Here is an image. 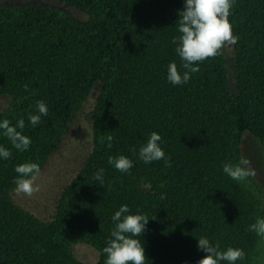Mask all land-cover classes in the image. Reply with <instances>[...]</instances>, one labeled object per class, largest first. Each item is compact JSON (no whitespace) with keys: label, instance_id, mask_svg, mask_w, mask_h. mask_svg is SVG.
Returning <instances> with one entry per match:
<instances>
[{"label":"trees","instance_id":"16d2710c","mask_svg":"<svg viewBox=\"0 0 264 264\" xmlns=\"http://www.w3.org/2000/svg\"><path fill=\"white\" fill-rule=\"evenodd\" d=\"M46 1L54 4L0 0V97L8 102L0 122L23 119L31 140L19 151L0 129V146L12 153L0 158V264H105L111 217L124 204L149 219L140 237L146 264H198L207 255L200 237L221 251L243 249L236 264H257L259 236L248 228L262 200L223 164L238 163L246 132L264 151V0H235L229 67L222 49L180 85L167 69L175 62L185 71L172 43L185 0ZM82 120L88 140L68 152ZM152 132L165 159L146 164L139 149ZM120 155L133 161L128 172L108 163ZM62 160L70 172L52 177ZM26 162L40 166L32 196L13 183ZM101 168L102 185L94 178Z\"/></svg>","mask_w":264,"mask_h":264},{"label":"clouds","instance_id":"9594fccd","mask_svg":"<svg viewBox=\"0 0 264 264\" xmlns=\"http://www.w3.org/2000/svg\"><path fill=\"white\" fill-rule=\"evenodd\" d=\"M234 3L235 0H185L184 9L179 12V19L176 21L180 35L172 39V43L177 45L174 51L182 61L181 67L185 71L181 75L177 64L170 63L167 69V79L171 84L187 83L191 78L190 74L199 71V68L194 65L221 55L226 45H234L238 42L239 37L234 34L229 20ZM27 89L28 86L24 85V90L27 91ZM36 107L41 115L48 114V108L43 101H38ZM41 115H29L31 125L39 124ZM24 127L23 119H20L16 126H11L7 119L0 122L3 135L19 151L28 150L31 144L30 138L22 134ZM17 128L21 131H17ZM104 139L102 137L100 142L103 143ZM106 139L107 146L111 148L113 137L108 135ZM161 139L158 133L152 132L146 144L139 149V159L146 164L164 160L165 153L158 143ZM133 154H136L135 150ZM11 155L10 150L0 146V158L7 160ZM108 163L120 172H128L133 167V161L123 155L115 158L109 156ZM165 164L167 167L171 166L167 160ZM15 172L18 175L13 183L16 185L17 194L32 196L40 191V186L36 184L40 175L39 164L22 163L15 167ZM103 172V168L99 169L94 177L101 185L104 179ZM223 172L238 182H243L256 175L251 167V161L245 157H241L236 164L224 163ZM129 213L128 205L124 204L111 217L114 227L110 233L112 238L103 248V253L106 254L105 264H146L147 257L140 237L149 219L144 214ZM248 231L255 232L261 238V244L264 245V218L258 217L255 223L249 226ZM197 246L207 253L198 261V264H221V261L236 264L237 261L245 258L243 249L228 247L226 251H221L219 243L213 245L205 237L198 239Z\"/></svg>","mask_w":264,"mask_h":264},{"label":"rangeland","instance_id":"374dc122","mask_svg":"<svg viewBox=\"0 0 264 264\" xmlns=\"http://www.w3.org/2000/svg\"><path fill=\"white\" fill-rule=\"evenodd\" d=\"M26 3L28 0H24ZM45 3H53L52 1L43 0ZM49 4V5H50ZM61 6V5H58ZM226 54V61L229 67L231 62V50L232 45H226L223 48ZM7 100L5 97H0V111L4 110L7 107ZM82 124H78L77 128H74V131L70 133L69 139L66 142L65 150L71 152L74 148L79 147L81 144L84 145L88 140L87 129H85V122L82 120ZM73 153V152H72ZM240 153L241 157H245L251 161V167L255 170V177H249L245 180L244 184L246 187H250L262 200L263 206L259 209V218H264V151L261 148L258 140L250 133L246 132L242 135L240 140ZM70 160H62L57 170L51 173L52 177L61 178L64 174L67 175L68 171V162ZM73 167V164L70 166V170ZM50 175V176H51ZM78 251V250H77ZM257 264H264V245L261 244V238L259 237L258 248L256 252Z\"/></svg>","mask_w":264,"mask_h":264}]
</instances>
